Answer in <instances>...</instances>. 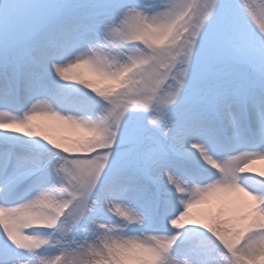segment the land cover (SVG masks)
I'll use <instances>...</instances> for the list:
<instances>
[{"label": "snow or ice", "instance_id": "obj_1", "mask_svg": "<svg viewBox=\"0 0 264 264\" xmlns=\"http://www.w3.org/2000/svg\"><path fill=\"white\" fill-rule=\"evenodd\" d=\"M264 0H0V264H264Z\"/></svg>", "mask_w": 264, "mask_h": 264}, {"label": "rangeland", "instance_id": "obj_2", "mask_svg": "<svg viewBox=\"0 0 264 264\" xmlns=\"http://www.w3.org/2000/svg\"><path fill=\"white\" fill-rule=\"evenodd\" d=\"M255 167H257V169L259 170H264V163H258L257 165H255Z\"/></svg>", "mask_w": 264, "mask_h": 264}]
</instances>
